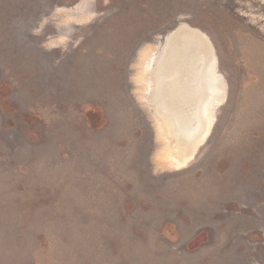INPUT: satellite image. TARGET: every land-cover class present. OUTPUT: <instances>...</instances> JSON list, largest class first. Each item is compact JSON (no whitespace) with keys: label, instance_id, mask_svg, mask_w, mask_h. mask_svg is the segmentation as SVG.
<instances>
[{"label":"rangeland","instance_id":"rangeland-1","mask_svg":"<svg viewBox=\"0 0 264 264\" xmlns=\"http://www.w3.org/2000/svg\"><path fill=\"white\" fill-rule=\"evenodd\" d=\"M181 25L225 90L186 160L150 80ZM0 264H264V0H0Z\"/></svg>","mask_w":264,"mask_h":264},{"label":"bare ground","instance_id":"bare-ground-1","mask_svg":"<svg viewBox=\"0 0 264 264\" xmlns=\"http://www.w3.org/2000/svg\"><path fill=\"white\" fill-rule=\"evenodd\" d=\"M196 37L197 35H187L183 32V35L171 38L172 44L170 46L166 44L168 47L163 46L159 52V59L155 63L156 67L150 76V80L157 85H154L156 95L161 98L159 102L154 103L155 113L162 121L161 126L164 133L171 139L170 144L172 143L171 147L175 151V155L174 151L172 152L173 158L179 160H186L192 156L204 136L203 133L209 130L207 126L209 122L211 124L213 115H211L213 107L209 101L215 102L219 92L222 91L221 82L217 80L218 82L215 84L210 73L212 68L210 60L203 59L199 62V64H203L204 68L203 74L199 73V81L200 87L205 90V94L203 90L198 89L194 79L189 81L187 78L190 64L184 56H181L184 49L181 51L179 46L176 47L175 44H188V40L192 39L198 45H203ZM200 58H203L201 54ZM201 76L205 77V86L201 81ZM161 82L162 84H160ZM156 97L158 98V96ZM197 110L200 111L199 118L196 117Z\"/></svg>","mask_w":264,"mask_h":264},{"label":"water","instance_id":"water-1","mask_svg":"<svg viewBox=\"0 0 264 264\" xmlns=\"http://www.w3.org/2000/svg\"><path fill=\"white\" fill-rule=\"evenodd\" d=\"M183 32H189L190 34L197 35L196 38H198V41L200 40L203 43V45H198L195 41L190 39V40H188V44L187 43L186 44L179 43L178 45L175 44L176 47L179 46L181 51H183V49H184V51H183L181 56L182 57L184 56L185 60H187V62L190 64V71L187 74L188 80L191 81L192 79H194V82L196 83L198 89L203 90L200 87V81H199V77L200 76H199V73L203 74L202 70L204 68H203V64L202 63L199 64V62L202 61L203 59L204 60H210L212 67H213V63H214V54H213V51L210 48L209 42H206L205 39L203 40L202 36L199 35L198 32L193 31L191 28H188L185 25H181L178 28H176L170 35H168L166 37V39L164 41L165 44H163L160 49H162L163 46L165 47L166 44H169L168 46H170V44H172L171 43V41H172L171 38L179 37L181 34L183 35ZM168 46H166V47H168ZM189 51H191V52H189ZM192 52H194V53L191 54ZM200 54H201V56L203 58H200ZM155 67H156V65H155ZM201 78H202L201 81L203 82V85L205 86L206 85V82L204 81L205 77L201 76ZM160 84H162V82ZM155 86H157V85H155ZM222 87H223V85H222ZM222 90H223V92L222 91L219 92L218 99H216L215 102H213L212 100L209 101V103L212 105V107H215L216 105H218V103H221L223 101L224 96H225L224 87H223ZM203 92L205 94V90H203ZM160 100H161V98L159 96V99H156V102H159ZM204 101H205V99H204ZM196 103H197V101L195 102V104ZM206 106H207V99H206Z\"/></svg>","mask_w":264,"mask_h":264}]
</instances>
